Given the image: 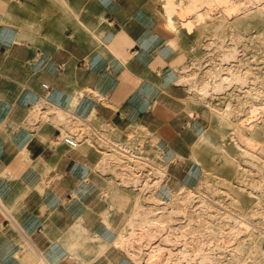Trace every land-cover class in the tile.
Returning <instances> with one entry per match:
<instances>
[{"label": "crops", "instance_id": "obj_1", "mask_svg": "<svg viewBox=\"0 0 264 264\" xmlns=\"http://www.w3.org/2000/svg\"><path fill=\"white\" fill-rule=\"evenodd\" d=\"M66 1L52 27L51 0H0V264H144L125 242L148 177L125 149L176 189L209 114L165 73L145 0Z\"/></svg>", "mask_w": 264, "mask_h": 264}, {"label": "rangeland", "instance_id": "obj_2", "mask_svg": "<svg viewBox=\"0 0 264 264\" xmlns=\"http://www.w3.org/2000/svg\"><path fill=\"white\" fill-rule=\"evenodd\" d=\"M145 1L144 21L155 54L165 58V73L188 89L195 107L208 112L209 125L190 144V171L176 189L163 178L167 165L151 161L159 171L124 158L150 171L136 196L141 206L128 225L131 237L125 244L136 252L137 263L146 264L164 244L167 264H177L180 246L188 242L192 264L206 254L213 256V264H264V0H234L236 7L251 11L236 16L203 3L204 8L195 7L190 3L195 0ZM58 4L51 0L52 27ZM2 24L8 26L9 15ZM205 89L212 90L207 94ZM232 218L247 219L251 229L220 234L209 229L226 230ZM197 236L205 240L203 247H195ZM196 249H201L197 256Z\"/></svg>", "mask_w": 264, "mask_h": 264}, {"label": "bare ground", "instance_id": "obj_3", "mask_svg": "<svg viewBox=\"0 0 264 264\" xmlns=\"http://www.w3.org/2000/svg\"><path fill=\"white\" fill-rule=\"evenodd\" d=\"M193 1V0H192ZM196 2L195 3H193V2H191L190 1V3H192V5H194L195 4V7H198V8H204L202 5H200V3H203L204 5H205V7H213V8H215L216 7V9H220V10H222L223 12H226L227 13V15L228 16H236V15H239V13H245V12H251V11H246V10H242V6L241 5H239V6H241V7H239V6H237L236 7V4L237 3H234V2H236V1H232V0H195ZM189 2V1H188ZM239 2V1H238ZM241 2V1H240ZM243 2V1H242ZM241 2V3H242ZM248 2H250V1H248ZM259 2V4H260V1H258ZM262 2V1H261ZM241 3H239V4H241ZM243 4V3H242ZM250 5V4H249ZM191 7V6H190ZM193 7V6H192ZM247 7V6H246ZM249 8V7H248ZM187 9H188V7H187ZM191 9V8H190ZM202 15V14H201ZM244 15V14H243ZM243 15H241V16H243ZM262 15V14H261ZM192 86L193 87H196L194 84H192ZM208 86V85H207ZM210 87V86H209ZM212 90V89H211ZM210 90V91H211ZM210 91L209 90H206L205 89V93H207V94H210ZM229 110L227 109V111L226 112H228ZM263 112V111H262ZM264 113V112H263ZM227 116H228V113H226V117H223L224 119L225 118H227ZM264 119V118H263ZM203 132V131H202ZM203 137H204V135H203ZM251 142V141H250ZM166 187V186H165ZM162 188V187H161ZM164 188V187H163ZM167 189V188H166ZM161 192V191H160ZM172 193H173V191H171ZM159 194V193H158ZM161 194H163V193H161ZM160 194V195H161ZM138 200V199H137ZM136 206H135V210H134V212H136L138 209H139V207L141 206L139 203H137V204H135ZM204 208H206V206L205 205H203L202 206V210L204 209ZM141 210V209H140ZM178 211L179 212H183L181 209H178ZM124 212V211H123ZM133 212V213H134ZM145 213V212H144ZM142 214V213H141ZM137 217V216H136ZM150 220V219H149ZM191 220H192V218H191ZM139 221V220H138ZM146 221V220H145ZM135 225V224H134ZM209 229L212 231V232H217V233H222V231L223 232H225V231H234V232H236V231H238V230H240V231H248V230H250L251 229V223L247 220V219H240V220H237V219H234V218H232V225L229 227V228H226V230H225V228H221V227H217V228H215V227H209ZM153 232V231H152ZM141 234V233H140ZM148 234H150V233H148ZM198 234V233H197ZM142 235V234H141ZM144 235V234H143ZM196 235V234H195ZM198 235H201V234H198ZM202 236V235H201ZM198 237V236H197ZM142 238V237H141ZM147 238V237H146ZM199 238V237H198ZM196 239L197 238H195L194 239V244L196 243L197 244V246H195L196 248L198 247V246H201V247H203L205 244H204V239H202V237L201 238H199L198 239V241H196ZM202 239V240H201ZM188 240V239H187ZM186 240V241H187ZM191 240V239H190ZM201 240V241H200ZM128 241V240H127ZM132 242V241H131ZM191 242V241H190ZM207 242V241H206ZM118 243V242H117ZM130 243V242H129ZM150 244V243H149ZM195 244V245H196ZM118 245V244H117ZM129 245V244H128ZM131 245V244H130ZM147 245V244H146ZM188 245H191V243H188V242H185V243H183L182 244V246H180L181 248H180V250H179V254L178 255H180L179 257H178V260H180V262L179 263H177V264H192V257H191V250H190V248L188 249ZM151 246V245H150ZM133 247V246H132ZM135 247V246H134ZM200 247V248H201ZM136 248V247H135ZM233 248V247H232ZM157 250H159V251H157V250H153L151 253H150V255L148 256V258H146L145 260H146V264H167V262H168V252H167V250H168V247L167 246H165L164 244H160L159 245V248H156ZM201 250V249H200ZM200 250H198V249H196V250H194V252H195V254L197 253H199L200 252ZM149 252V251H148ZM170 252V251H169ZM161 253V254H160ZM197 254H196V256H197ZM201 256V255H200ZM194 257V256H193ZM190 258V259H189ZM197 259V258H196ZM195 258H194V261L196 260ZM183 261H185V262H183ZM198 261H200L199 262V264H202V263H208V264H213V262L215 261V260H213V256L211 257L209 254H206V255H203V256H201V258H199L198 259ZM194 264H197L196 262L194 263Z\"/></svg>", "mask_w": 264, "mask_h": 264}, {"label": "built area", "instance_id": "obj_4", "mask_svg": "<svg viewBox=\"0 0 264 264\" xmlns=\"http://www.w3.org/2000/svg\"><path fill=\"white\" fill-rule=\"evenodd\" d=\"M43 87H44V89H49L48 85L44 84ZM63 142L66 143L68 146H70L72 148H78L80 146V144H81L79 139H77L75 137H72V136H64L63 137ZM125 150H126L125 159L131 157V158H134L136 160V162L139 161L137 163H143L144 165H152L154 167V165L151 162L152 160L148 159V157L145 156L144 153L143 154L142 153H138V152H135L134 150L129 149V148L128 149L126 148ZM139 169H140V171H142V173L145 172L147 177L149 176L150 171L147 168H145V169L139 168ZM154 169L161 171V169H159V167L158 168L154 167ZM162 173H163V178H165L166 181H167V178H168L167 170L166 171L163 170Z\"/></svg>", "mask_w": 264, "mask_h": 264}]
</instances>
